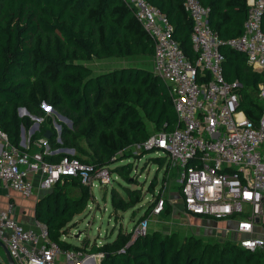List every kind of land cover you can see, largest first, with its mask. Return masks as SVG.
<instances>
[{
	"label": "trees",
	"instance_id": "1",
	"mask_svg": "<svg viewBox=\"0 0 264 264\" xmlns=\"http://www.w3.org/2000/svg\"><path fill=\"white\" fill-rule=\"evenodd\" d=\"M145 1L167 16L173 26V39L194 63L197 54L190 40L191 20L183 0ZM199 2L209 8L208 22L219 40L225 42L242 34L247 0ZM261 28L264 33V14ZM219 50L224 79L239 84L240 110L256 122L262 108L255 95L258 86L264 84V73L252 70L243 53L227 45H220ZM153 53V42L122 0H0L2 131L13 145L27 150L19 146L20 132L22 128L26 131L32 120L19 116L18 109L24 108L30 116L41 118L42 105L46 104L71 123V128L60 124L58 136L55 132H42L41 138L49 133V152L68 148L76 153L71 156L51 152L44 156L46 162L58 163L68 157L109 169L112 164L130 161L133 155L127 151L129 148L142 144L152 133L171 132L179 127L168 87L151 70L124 67L92 76L91 69L82 62L153 57ZM197 81L201 82V78ZM147 124L152 126V132ZM37 136L34 132L31 141L38 140ZM34 148L31 144L27 151H35ZM149 160L158 166L157 171L164 166L165 181L172 170L168 158L155 156ZM131 171V161L113 168V173L125 183L135 185L133 190L124 187L126 199L111 191L115 212H125L142 202L138 188L141 182ZM90 198L89 188L77 179L61 178L50 192L37 199L35 221L47 228L49 240L62 249L103 254L99 264H264V249L249 251L229 238L203 242L198 237L181 239L176 233L162 235L159 231L137 237H133V231H119L112 241L100 247L72 246L62 238L69 230L68 224L85 210ZM156 203L149 206L145 215ZM145 215L135 225L145 220Z\"/></svg>",
	"mask_w": 264,
	"mask_h": 264
},
{
	"label": "built area",
	"instance_id": "2",
	"mask_svg": "<svg viewBox=\"0 0 264 264\" xmlns=\"http://www.w3.org/2000/svg\"><path fill=\"white\" fill-rule=\"evenodd\" d=\"M122 1L153 42L152 71L168 87L179 125L171 132L150 134L135 148L160 152L168 158L176 170L185 212L232 221L233 228L224 229L227 237L235 235L230 238L232 242L249 251L264 249V84L258 86L255 95L261 114L252 122L240 110L239 84L224 79L219 50L220 45H227L243 53L252 70L264 73V0H247L242 34L225 42L209 25V8L199 0H183L197 54L194 63L173 39V26L160 9L145 0ZM35 125L38 129L39 123ZM22 130L19 146L28 150L32 144L35 151L20 150L0 126V182L5 188L28 198L36 188L49 191L64 177L77 179L90 190L97 184L107 187L113 182L107 167L68 157L58 163L46 162L44 156L51 154L47 146L41 151L46 138L31 141L35 131L26 138ZM13 209L9 204L0 210V243L8 250L12 264H95L97 257L103 258V254L89 255L85 250L62 249L49 240L44 225L23 227L14 218ZM163 209L160 200L150 214L159 215ZM132 231L133 237L146 235L147 219Z\"/></svg>",
	"mask_w": 264,
	"mask_h": 264
},
{
	"label": "rangeland",
	"instance_id": "3",
	"mask_svg": "<svg viewBox=\"0 0 264 264\" xmlns=\"http://www.w3.org/2000/svg\"><path fill=\"white\" fill-rule=\"evenodd\" d=\"M82 64L91 69L92 76H97L101 73L124 67H137L152 71L153 57H110L100 60L92 59L89 62H82ZM42 109L44 111V116L41 118L27 116L32 120V124L29 128H26V131H24L26 138L29 137L30 131L35 123H39L38 129L35 130V133L38 134V139L41 138L40 135L45 130L55 132L58 136L59 130L57 126H60V124L66 126L67 128H71L69 127V123L63 121L60 118L61 115L57 112L55 114L48 111L43 107V105ZM147 126L149 131L152 132V126L150 124H147ZM21 138L22 133L20 132V140ZM57 142H60L59 138H57ZM81 145L84 147L86 146L83 142H81ZM46 146L47 143L43 144L41 148L45 149ZM50 147L55 149L52 146ZM35 149L36 148H34V150ZM70 150L71 149L68 148H61L55 151H50L53 154L60 153L71 156L76 155L74 152L71 153ZM127 151L133 155V158L129 159L132 162L131 175H133L139 183L141 182L138 188H140L142 202L133 209H129L125 212L113 211L110 201L111 191L115 190L124 199H126L127 196L124 187H128L130 190H133L135 185H128L117 174L113 173V168H115V166H120L130 161L124 160L121 163L112 164L109 169H111L113 182L107 187L97 184L96 187L91 189V198L87 207L81 214L75 216L68 224L69 230H67L66 235L62 238L65 242L76 247L86 246L88 249L94 246L100 247L106 242L112 241L119 231H122L123 233L131 232L137 220L145 215L149 206L160 200L164 202V209L161 214L153 216L149 213L144 217L148 221V232H151L152 229H156L162 235L176 233L181 239H183V237L194 236L201 238L203 242H222L226 238L230 239V236L225 237L223 235L222 230L227 227L232 229L233 226L231 224L225 226V221H214L211 219L208 220H211L212 222H206L204 217L186 214L181 198L179 195H176L177 188L175 184V171L172 169V172L170 173L171 175H167L165 181H163L161 178L164 166L159 168L160 171L156 172L158 166L152 164L149 160L155 156H163L160 152L155 153L151 151L137 150L135 147L129 148ZM11 192L16 205L19 206V208L15 207L14 211L20 213L21 215L31 216L30 213L33 212V208L38 198L35 191L28 198L23 197L14 191ZM218 224L220 230L217 228ZM86 253L89 255H96L92 252ZM100 260L101 258L97 257L95 264H99Z\"/></svg>",
	"mask_w": 264,
	"mask_h": 264
},
{
	"label": "crops",
	"instance_id": "4",
	"mask_svg": "<svg viewBox=\"0 0 264 264\" xmlns=\"http://www.w3.org/2000/svg\"><path fill=\"white\" fill-rule=\"evenodd\" d=\"M152 58V57H151ZM21 141V140H20ZM19 144H20V142H19ZM153 164V163H152ZM174 171H175V184H176V188H177V192H176V195L178 196L179 195V197H180V189H178L179 187H178V185H177V183H176V170L174 169V168H172ZM158 171H160V170H158ZM157 171V169H156V172H158ZM162 172H164L163 170H162ZM172 172V171H171ZM170 172V173H171ZM170 173H168L167 175H169ZM167 175H166V177H167ZM171 175V174H170ZM173 175V174H172ZM174 176V175H173ZM165 177V178H166ZM162 178H164L163 177V174H162ZM161 178V179H162ZM90 190V189H89ZM11 191H13V190H10V189H8V188H5L4 187V185L0 182V210H5V209H7V207H8V205L9 204H12V206H13V216H14V218L19 222V223H21L22 225H23V227H25V228H27V229H34L35 227H36V225L38 224L36 221H35V218H34V208H33V212H31L30 213V215L31 216H29V215H27V216H25V215H21L20 213H18V212H15L14 210H15V207H18L19 208V206L18 205H16V202L14 201V197H13V195L11 194L12 192ZM51 191V189L49 190V191H41V190H39V189H35V193H36V195H37V197L38 198H41V197H43L45 194H47L48 192H50ZM91 191V190H90ZM15 192V191H14ZM15 193H17V192H15ZM91 193V192H90ZM19 194V193H18ZM37 198V199H38ZM37 201V200H36ZM154 216V215H153ZM212 222L211 220H208V219H206V222ZM205 222V223H206ZM225 223V222H224ZM232 225V226H234V224H233V222L232 221H226V223H225V226L227 225ZM223 225V224H222ZM224 226V227H225ZM217 228L219 229L220 227H219V224L217 225ZM220 230V229H219ZM152 231H157L156 229H152ZM220 233V232H219ZM222 233H223V235L225 236V237H227L226 235H225V232H224V230H222ZM221 234V233H220ZM234 234H231V236H230V238H234ZM224 237V238H225ZM4 246V245H3ZM5 247V246H4ZM6 248V247H5ZM0 264H9L8 263V260H7V257H6V254H5V252H4V249H3V247L0 245Z\"/></svg>",
	"mask_w": 264,
	"mask_h": 264
},
{
	"label": "water",
	"instance_id": "5",
	"mask_svg": "<svg viewBox=\"0 0 264 264\" xmlns=\"http://www.w3.org/2000/svg\"><path fill=\"white\" fill-rule=\"evenodd\" d=\"M43 107H44L46 110L51 111V112H53V113L56 114V112L53 111V110H52L49 106H47L46 104H43ZM18 112H19V115H21L22 113L25 114V115H28V112H27L26 109H24V108H20V109H18ZM59 116H60V115H59ZM60 118H61L63 121H65L66 123H69V127H71V123H70V121H69L67 118H65V117H63V116H60ZM57 128H58L59 133H60V129H61L60 126H57ZM36 129H37V125H34L33 128L31 129V133H33ZM21 133H22V136H23V130L21 131ZM48 136H49V133L45 135V138L47 139ZM66 151H68V150H66ZM70 152L72 153L73 151L70 150ZM0 245H1V246L3 247V249H4V252H5L6 257H7V260H8V263H9V264H12V259H11L10 255H9V253H8V250L3 246V244L0 243Z\"/></svg>",
	"mask_w": 264,
	"mask_h": 264
}]
</instances>
